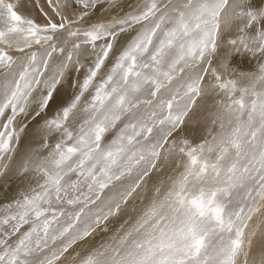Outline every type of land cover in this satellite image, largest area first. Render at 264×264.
Listing matches in <instances>:
<instances>
[{"label":"snow or ice","instance_id":"6c2138e0","mask_svg":"<svg viewBox=\"0 0 264 264\" xmlns=\"http://www.w3.org/2000/svg\"><path fill=\"white\" fill-rule=\"evenodd\" d=\"M0 264H264V0H0Z\"/></svg>","mask_w":264,"mask_h":264},{"label":"rangeland","instance_id":"374dc122","mask_svg":"<svg viewBox=\"0 0 264 264\" xmlns=\"http://www.w3.org/2000/svg\"><path fill=\"white\" fill-rule=\"evenodd\" d=\"M32 14H33V15H36L38 19H42L41 17H39L38 13H34V12H33ZM21 147H22V145H21Z\"/></svg>","mask_w":264,"mask_h":264},{"label":"bare ground","instance_id":"6f19581e","mask_svg":"<svg viewBox=\"0 0 264 264\" xmlns=\"http://www.w3.org/2000/svg\"><path fill=\"white\" fill-rule=\"evenodd\" d=\"M26 143V142H25ZM22 147H24V143H22Z\"/></svg>","mask_w":264,"mask_h":264}]
</instances>
